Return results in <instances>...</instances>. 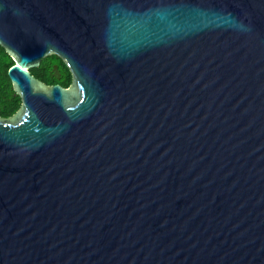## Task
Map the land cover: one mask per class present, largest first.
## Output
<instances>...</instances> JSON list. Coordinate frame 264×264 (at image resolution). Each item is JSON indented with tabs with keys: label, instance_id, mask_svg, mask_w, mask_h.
<instances>
[{
	"label": "water",
	"instance_id": "95a60500",
	"mask_svg": "<svg viewBox=\"0 0 264 264\" xmlns=\"http://www.w3.org/2000/svg\"><path fill=\"white\" fill-rule=\"evenodd\" d=\"M0 45V264H264V0H0Z\"/></svg>",
	"mask_w": 264,
	"mask_h": 264
},
{
	"label": "trees",
	"instance_id": "16d2710c",
	"mask_svg": "<svg viewBox=\"0 0 264 264\" xmlns=\"http://www.w3.org/2000/svg\"><path fill=\"white\" fill-rule=\"evenodd\" d=\"M12 64L13 59L0 45V117L13 115L21 105V98L14 91L7 72ZM29 71L36 78L48 85L58 83L64 87H68L71 83L69 68L54 53L42 57L39 65L30 68Z\"/></svg>",
	"mask_w": 264,
	"mask_h": 264
}]
</instances>
